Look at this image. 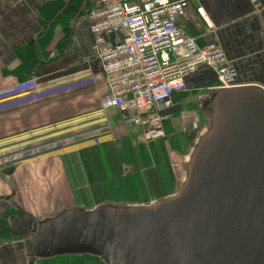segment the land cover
I'll return each mask as SVG.
<instances>
[{"label": "crops", "instance_id": "0c3cea01", "mask_svg": "<svg viewBox=\"0 0 264 264\" xmlns=\"http://www.w3.org/2000/svg\"><path fill=\"white\" fill-rule=\"evenodd\" d=\"M51 2L57 1L0 0V106L11 105L0 112V223L4 229L0 230V264H28L24 252L16 250L14 244L30 235L32 222L64 208L89 209L97 205L94 198L89 204L83 203L77 190L81 184H90L85 180L83 165L87 152L95 153L108 169L107 149L123 155L128 147L139 152L143 165L153 166L151 145L160 143L172 164V174L177 176L178 164L181 166L192 144L188 137L194 135L193 128L187 127L189 115L196 111L204 119L198 99L210 91L215 81V74L207 69L187 76L185 91L171 98L172 105H180L182 112L165 119L162 139L144 144L137 139L141 131L130 115L100 105L107 88L92 52L86 15L70 20V15H65L57 20L54 41L46 48L52 58L44 59L34 69L30 81L24 76L6 75L20 65L16 49L33 46L39 50L46 45L44 40L37 41L45 32L39 11ZM188 2L186 16L178 20L180 31L195 38L199 47L218 44L235 65L236 85L264 88V0ZM68 21L69 31L63 30ZM83 78L87 82L79 83L74 93L26 101L36 91L67 87L65 84ZM73 131H78L77 135L71 134ZM121 168L123 175L133 172L125 162ZM10 169V174L4 173ZM110 200L124 203L121 199ZM3 233L10 238L3 237Z\"/></svg>", "mask_w": 264, "mask_h": 264}, {"label": "water", "instance_id": "95a60500", "mask_svg": "<svg viewBox=\"0 0 264 264\" xmlns=\"http://www.w3.org/2000/svg\"><path fill=\"white\" fill-rule=\"evenodd\" d=\"M198 104L205 123L181 161L174 193L146 204L61 209L32 222L29 238L14 248L28 264L63 256L103 264H264V89H215Z\"/></svg>", "mask_w": 264, "mask_h": 264}, {"label": "built area", "instance_id": "2783aa9c", "mask_svg": "<svg viewBox=\"0 0 264 264\" xmlns=\"http://www.w3.org/2000/svg\"><path fill=\"white\" fill-rule=\"evenodd\" d=\"M187 6V0H101V8L89 15L92 52L108 89L101 104L136 113L133 122L142 128L137 139L145 144L164 137L165 117L158 113L171 106L173 94L185 90L184 78L204 67L215 72L219 88H226L236 75L217 44L199 47L180 31L177 22ZM114 34L118 43L112 42ZM77 85L37 91L26 101ZM10 106H0V112Z\"/></svg>", "mask_w": 264, "mask_h": 264}, {"label": "trees", "instance_id": "16d2710c", "mask_svg": "<svg viewBox=\"0 0 264 264\" xmlns=\"http://www.w3.org/2000/svg\"><path fill=\"white\" fill-rule=\"evenodd\" d=\"M43 5L39 11L40 26L44 28L43 37L39 40L46 41V45L41 49L27 46L19 51L16 49L17 59L20 60V65L16 69L7 72L6 75L18 77L24 76L25 81H30L34 69L42 65L44 59L49 54L46 53V48L51 43L50 36L53 34L54 27L58 24L57 20L62 19L65 15H70V19L87 16L92 11L85 6L81 7L82 0H55ZM61 2V3H60ZM90 3V1H88ZM93 9H98L94 7ZM69 22L63 30L69 31ZM63 43L60 42L59 45ZM35 49V50H34ZM21 50V49H20ZM19 51V55H18ZM45 51V52H44ZM50 52V51H49ZM48 52V53H49ZM24 82V81H23ZM214 85V84H213ZM152 144V143H151ZM175 147L176 143L172 144ZM164 149L160 143L151 145V159L154 162L153 166H145L140 160L138 151H133L126 147L125 153H115L110 148L107 149L106 158L107 165H102L98 156L95 153L87 152L83 158V165L85 169V180L90 183L81 184L78 186V193L82 196V202L89 204L90 199L94 198L96 204L111 201L110 199H121L125 203H139L146 204L150 201H156L165 196L172 194L176 188V181L170 177V168L167 158L164 155ZM184 155V152L181 153ZM125 162L132 167L133 172L123 175L121 163ZM142 170V172H140ZM135 184V186H134ZM115 189H114V188ZM110 189H114L117 194L114 198L109 197ZM119 194V196H118ZM114 196V195H113ZM92 207V206H91ZM88 206V208H91ZM3 225L0 223V230L4 232ZM4 234V233H3ZM10 238L9 235L4 234L3 237ZM12 241V240H11ZM34 264H103L97 258L90 256H63L47 260L36 261Z\"/></svg>", "mask_w": 264, "mask_h": 264}, {"label": "rangeland", "instance_id": "374dc122", "mask_svg": "<svg viewBox=\"0 0 264 264\" xmlns=\"http://www.w3.org/2000/svg\"><path fill=\"white\" fill-rule=\"evenodd\" d=\"M68 2L70 1V0H67ZM84 1H87V2H84ZM88 1H90V3H88ZM109 1V0H108ZM82 2H84L83 4L81 3V6H85L86 8H89V11L90 10H95V9H93L94 7L96 8V7H99V2H100V0H82ZM110 2V1H109ZM55 30H56V28H54L53 29V34H52V36H50V42L51 43H53V41H54V36H55ZM46 58H52V56H51V54H49ZM89 81H92L91 82V84L93 85V78L92 77H89V79H88ZM80 81H81V84H83V85H85V83L87 82V78H83V79H80ZM212 87H213V83L212 84H210ZM215 87V86H214ZM74 91H76V90H74ZM73 92V91H72ZM74 93V92H73ZM71 94V93H70ZM57 96H58V94H57ZM193 112V111H192ZM189 116H191V121H190V123L187 125V127L191 130V128H192V125H193V123H198L199 124V126L201 125H204V123H205V120H203V119H201V117L199 116V115H197V113H196V111L195 112H193L192 114H190ZM75 117V116H74ZM73 117V118H74ZM72 118V119H73ZM190 120V119H189ZM188 120V121H189ZM56 128V126H54V128L53 129H55ZM50 130V129H49ZM52 130V129H51ZM77 132L78 131H73L71 134H73V135H77ZM192 135V134H191ZM194 136L192 135V137L191 136H189L188 137V141H190V139H191V142H193V140H194V138H193ZM57 138H60V136H58V137H53V140H57ZM47 140H49L50 141V139H47ZM26 142V141H25ZM42 142V139L41 140H38V143L40 144ZM190 142V143H191ZM28 146V145H27ZM183 157H181V159H182ZM151 162V161H150ZM153 162V161H152ZM167 162H168V165H169V168H170V164L171 163H169V159L167 158ZM171 166H172V164H171ZM170 177H171V179L172 180H175L176 181V186H177V184H178V181H180V179H181V177H182V170H181V167H180V165L178 164V167H177V176H174L173 174H172V171H171V169H170ZM134 186H135V184H134ZM114 188V187H113ZM115 189V188H114ZM114 189H110V196L109 197H112V198H114L115 196H117V194L116 193H114L113 194V192H114ZM175 189H177V188H175ZM176 191V190H175ZM174 191V192H175ZM173 192V193H174ZM114 195V196H113ZM118 196H119V194H118ZM153 201V200H152ZM152 201H150V202H152ZM124 203H125V201H123ZM126 204V203H125ZM127 204H139V203H127Z\"/></svg>", "mask_w": 264, "mask_h": 264}, {"label": "flooded vegetation", "instance_id": "af4514ba", "mask_svg": "<svg viewBox=\"0 0 264 264\" xmlns=\"http://www.w3.org/2000/svg\"><path fill=\"white\" fill-rule=\"evenodd\" d=\"M27 237H28V236H27ZM27 237H26V238H27ZM26 238H25V239H26Z\"/></svg>", "mask_w": 264, "mask_h": 264}]
</instances>
